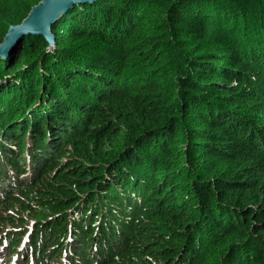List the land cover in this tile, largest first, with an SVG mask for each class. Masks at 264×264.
Listing matches in <instances>:
<instances>
[{"label": "trees", "instance_id": "1", "mask_svg": "<svg viewBox=\"0 0 264 264\" xmlns=\"http://www.w3.org/2000/svg\"><path fill=\"white\" fill-rule=\"evenodd\" d=\"M96 1L0 58L1 260L264 264V0Z\"/></svg>", "mask_w": 264, "mask_h": 264}, {"label": "water", "instance_id": "2", "mask_svg": "<svg viewBox=\"0 0 264 264\" xmlns=\"http://www.w3.org/2000/svg\"><path fill=\"white\" fill-rule=\"evenodd\" d=\"M96 0H42L35 5L25 20L12 25L5 38L0 43V58L6 59L13 50L28 36H38L46 39L50 47L55 44L52 26L70 10L82 4H94Z\"/></svg>", "mask_w": 264, "mask_h": 264}, {"label": "rangeland", "instance_id": "3", "mask_svg": "<svg viewBox=\"0 0 264 264\" xmlns=\"http://www.w3.org/2000/svg\"><path fill=\"white\" fill-rule=\"evenodd\" d=\"M205 5L207 6V7H210V5H215V4H213V3H208V2H206L205 3ZM190 15V14H189ZM251 18V17H250ZM8 22H6V23H0V42L2 43L3 41L2 40H4V32H5V29L7 30V27H8ZM221 36L223 35L222 33L220 34ZM3 36V37H2ZM93 45H97V43L96 42H94V41H92L91 42ZM48 47H49V49H51L52 48V46L50 47V45L48 44ZM100 51H101V49L100 48H98ZM107 49V50H106ZM106 49H104V51H103V57L104 58H109L110 59V55H111V49H109L108 47L106 48ZM12 54H10L9 56H11ZM101 55H102V53H101ZM171 55H172V53L171 52H168V55L167 56H170L171 57ZM8 56V57H9ZM21 72H22V69H21ZM11 81L13 80V79H10ZM1 83V82H0ZM5 144H7L8 145V143L6 142ZM29 173H27L26 175H28ZM146 201V200H145ZM2 259V257H1V255H0V264H4V260H1ZM4 259H7V258H4ZM16 262V261H15ZM13 264H14V262H13Z\"/></svg>", "mask_w": 264, "mask_h": 264}]
</instances>
